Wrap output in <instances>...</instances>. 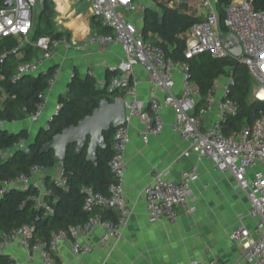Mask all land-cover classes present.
<instances>
[{"label":"built area","instance_id":"built-area-1","mask_svg":"<svg viewBox=\"0 0 264 264\" xmlns=\"http://www.w3.org/2000/svg\"><path fill=\"white\" fill-rule=\"evenodd\" d=\"M10 1L11 6L0 7V38L14 37L17 46L12 52L19 56L20 49L26 45L35 49L30 60L18 64L16 77L36 75L42 71L53 50L58 47L80 50L84 44L119 46L123 57L111 69L115 74L105 84V88L111 93L112 99L119 97L122 100L125 117L124 122L113 131V152L108 166L115 182L109 185V194L91 186L83 189V208L89 212L87 219L54 231L48 240L32 239L34 229L28 223L10 231H0V255L5 245L16 243L29 254H37L43 264H59V248L65 241L69 242L74 255H80L92 251L90 236L95 229L101 231V242L117 240L131 213L123 193L131 121L136 118L141 122L139 135L144 143H148L151 138L162 133L165 127L163 112L170 108L174 112L171 129L187 145L182 156L195 154L199 159L209 160L217 169L230 175L235 194L247 199V209L237 214L235 226L229 233L231 240L245 241L241 259L232 264H264V114L251 125L243 124L229 133L223 132L220 125L222 119L237 111L236 101L228 98L229 78L217 79L211 92L202 96L200 86L190 77L187 61L203 52H208L214 58L233 57L240 60L247 66L251 76L254 98L264 100V10H257L252 0H230L224 8L226 32H223L219 23L218 0H192L191 5L181 0H74L75 3H84L89 16L97 14L96 19L110 29L109 34L91 30L85 40L78 42L65 30H59L61 35L56 39L50 36L32 39L35 11L38 9L39 13L45 4L51 7L60 5L61 0ZM159 3L198 17V21L185 33L186 47L182 59L174 60L144 37L142 15L148 7H156ZM135 15H139L140 23ZM229 34H233L240 43L241 54L238 57L232 56L224 46ZM2 60L3 56H0V63ZM138 67L147 73L150 81L145 100L137 94L140 84ZM55 77L56 72L49 79L47 89L39 94L36 110L26 117L29 122L38 121L43 114L47 92ZM2 79L0 67V82ZM115 91L119 94L112 95ZM159 91H162V97L158 95ZM3 95L5 97L4 91ZM58 107L57 104L55 112ZM209 114L214 119L205 125L203 117ZM13 147L29 151L25 138L18 139ZM39 171L40 168L35 166L30 177L20 174L5 181L2 186L4 189H26L33 185L37 190L32 197L35 207L42 210L43 216H48L54 213L53 207L45 201V196L51 190L45 186L43 176L37 181L32 180V176ZM169 174V166L156 170L142 189L146 212L151 221L166 219L175 222L178 219L176 207L182 205L188 206L189 212L195 211L193 184L200 176L197 167L183 170L178 181L172 180ZM52 180L56 186L67 189L62 174L52 177ZM99 206L114 210L116 219H106L100 213L93 212ZM188 264H216V260L193 259Z\"/></svg>","mask_w":264,"mask_h":264},{"label":"trees","instance_id":"trees-1","mask_svg":"<svg viewBox=\"0 0 264 264\" xmlns=\"http://www.w3.org/2000/svg\"><path fill=\"white\" fill-rule=\"evenodd\" d=\"M230 0H218L220 28L226 32L223 22L224 8ZM257 10H264V0H252ZM4 0H0V7ZM53 8L45 4L37 15V22L44 20V27L36 28L32 32V39L41 36L58 38L61 31L51 27L50 17ZM198 21V17L169 7L164 3L156 7H148L141 19V29L145 39L153 45L162 48L174 60L182 59L186 47L185 33L187 29ZM90 26L100 34H109L110 29L101 24L96 18H91ZM68 34V31H65ZM17 46L14 37L0 38V56L3 60L0 67L3 79L0 82L5 92V97L0 107V121L10 123L21 121L36 110L39 94L47 89L49 79L53 76L56 66L40 71L36 75H22L16 77L17 66L20 62L30 60L34 51L30 45L20 49L21 56L12 52ZM189 73L201 88L202 96L212 90L214 82L221 77L229 78V94L237 103L234 115L226 116L220 125L222 131L229 133L241 125H251L264 114V100L249 99L252 89L251 76L247 66L233 57L214 58L208 52L199 53L188 59ZM115 74L107 69L105 84ZM119 94L118 91L112 95ZM111 93L106 91L105 85L99 87L92 73L81 76L74 70L64 95L58 97V109L48 121L47 126L40 127L33 138L26 129L17 132L0 130V231H10L24 223L31 224L33 237L48 240L51 234L58 229L84 222L89 212L83 208L85 186H91L104 194H109V185L115 182L108 161L112 155L113 131L104 133L106 148L97 151L96 163L86 160L85 151L75 155L73 146L67 151L64 162L61 163V174L66 179L67 189L56 186L52 176H44L45 186L51 190L45 196L54 213L43 216L42 210L35 207L33 196L37 190L33 185L26 189L11 187L4 189L2 184L20 174L28 177L32 174L33 167L49 169L55 166L53 152H42V145L49 141L55 134L63 129L76 125L99 105L103 99L112 101ZM25 138L28 141L29 151L13 147L14 143ZM29 197L30 199H27ZM93 212H98L103 218L115 220L116 212L112 209L95 207ZM10 259L0 255V264H9Z\"/></svg>","mask_w":264,"mask_h":264},{"label":"crops","instance_id":"crops-1","mask_svg":"<svg viewBox=\"0 0 264 264\" xmlns=\"http://www.w3.org/2000/svg\"><path fill=\"white\" fill-rule=\"evenodd\" d=\"M181 1L187 5L192 2ZM52 8L56 13L55 30L68 31V35L78 42L85 40L92 28L88 7L84 3L61 0L60 5ZM32 50L35 53V49ZM122 57V49L111 44H84L80 50L63 47L53 50L42 69L46 71L51 66L57 67L55 80L47 92L43 114L36 122L24 119L7 123L13 125L7 131L26 129L33 138L40 127L48 124L58 104V97L66 93L74 70L81 76L92 73L97 85L103 87L106 70L115 67ZM137 76L140 80L137 94L145 100L150 90L149 77L141 67L137 68ZM3 91L0 88V107L4 99ZM158 95L162 97V91ZM163 114L165 127L162 133L148 143H144L139 135L141 122L136 118L131 121V141L126 150L123 182L124 198L131 213L121 236L117 240L101 242V231L95 229L90 236L92 251L80 255H74L69 242L65 241L59 248V264H188L193 259H215L216 264H232L241 259L245 241L231 240L229 233L235 226L237 214L247 209V199L235 194L230 175L217 169L209 160L199 159L195 154L182 156L187 145L171 129L174 112L166 108ZM213 119L210 114L204 116V124L208 125ZM57 164H60L59 167ZM166 166H169V177L174 181H178L181 172L191 166L199 170V179L193 184L195 211L189 212L188 206L182 205L176 207L178 219L175 222L166 219L151 221L142 189L156 170ZM51 170L55 171L54 174H51ZM46 174L52 177L60 175L61 163L56 162L49 169H40L32 180L37 181ZM3 255L10 259L9 264H43L37 254H29L16 243L5 245Z\"/></svg>","mask_w":264,"mask_h":264},{"label":"water","instance_id":"water-1","mask_svg":"<svg viewBox=\"0 0 264 264\" xmlns=\"http://www.w3.org/2000/svg\"><path fill=\"white\" fill-rule=\"evenodd\" d=\"M3 6H11V1L6 0ZM96 17L98 15L95 13L91 15V18ZM224 46L232 56H240V43L233 34L226 37ZM124 117L125 110L119 97L113 98L112 101L103 99L91 114L84 117L76 125L63 129L45 142L41 151H52L53 160L62 163L66 159L68 148L73 146L75 155L85 151L86 160L96 163L97 151L107 146L104 133L118 128L124 122ZM0 130L7 131L2 121H0Z\"/></svg>","mask_w":264,"mask_h":264},{"label":"rangeland","instance_id":"rangeland-1","mask_svg":"<svg viewBox=\"0 0 264 264\" xmlns=\"http://www.w3.org/2000/svg\"><path fill=\"white\" fill-rule=\"evenodd\" d=\"M141 1H145V0H141ZM38 9L35 11V14H34V26H33V30H32V32L36 29V28H42V27H44V20H42V21H39V22H37V15H38ZM56 16V13H54L53 12V14L51 15V17H50V24H51V27L53 28V29H55L57 26H56V22H55V17ZM136 16V18H137V20H138V22L140 23V17H139V15H135ZM135 18V17H134ZM32 32H31V35H32ZM30 35V36H31ZM252 98H254V95H253V89H251V91H250V95H249V99H252ZM4 127H6L7 128V130H11V128H13V125L12 124H7V123H4ZM59 165L60 164H57V167H59ZM51 172V174H54V170H51L50 171ZM57 176V175H56ZM235 221V223H236V219H234Z\"/></svg>","mask_w":264,"mask_h":264}]
</instances>
